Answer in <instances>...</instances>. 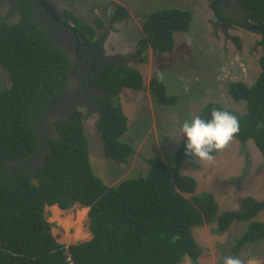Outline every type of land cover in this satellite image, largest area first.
I'll list each match as a JSON object with an SVG mask.
<instances>
[{
  "label": "trees",
  "instance_id": "1",
  "mask_svg": "<svg viewBox=\"0 0 264 264\" xmlns=\"http://www.w3.org/2000/svg\"><path fill=\"white\" fill-rule=\"evenodd\" d=\"M237 1L243 7L242 19L218 0L214 13L229 25L259 36L258 75L251 84L228 83V97L243 102L245 112L211 102L200 117L210 119L213 109L235 115L240 131L234 138L254 142L264 169V0ZM13 10L20 14L17 22H0V71L8 77V87L0 89V264H180L185 257L199 264L202 250L191 229L213 222L218 232L234 222L248 223V230L231 248L236 255L246 243L264 239V223L252 221L264 210V202L245 197L241 210L218 215L212 194H195L196 181L180 171L182 162L192 157L185 155V137L173 154L172 166L158 157H145V175L108 187L90 164L79 110L70 123L57 129V136L46 129L37 133L36 122L46 102L67 87L69 57L38 20L32 0H17ZM128 17L125 7L114 4L109 22ZM65 21L88 41L94 40L95 27H104L101 19L95 20L94 27L68 10ZM191 21V12L184 8H163L142 17V34L129 60L146 62L149 49L172 51L175 34L187 31ZM232 40L240 47L237 37ZM90 81L99 93L92 101L101 113L96 127L104 155L116 164H128L135 148L121 139L127 118L118 96L123 88L142 90V75L122 61L105 64ZM148 90L160 105L177 101L155 77L149 80ZM76 204L88 208L91 238L64 245L52 234L55 224L48 221L45 207L68 210Z\"/></svg>",
  "mask_w": 264,
  "mask_h": 264
},
{
  "label": "rangeland",
  "instance_id": "2",
  "mask_svg": "<svg viewBox=\"0 0 264 264\" xmlns=\"http://www.w3.org/2000/svg\"><path fill=\"white\" fill-rule=\"evenodd\" d=\"M211 0H59L63 8L75 12L83 21L92 24L95 19L104 22L101 49L107 57L121 58L140 72L143 89L123 88L118 99L127 118V130L122 141L135 148L128 164H116L106 158L103 143L96 127L97 118L86 108L83 130L89 145V161L93 171L108 187L123 179L145 175V157H158L172 166L173 154L184 139L180 127L185 121L200 116L208 103H217L243 113V102L228 97V83L243 81L251 84L258 73L257 61L261 54L257 46L259 36L242 29L226 34L218 19H213ZM13 3L0 2V22L15 23L18 11L8 12ZM114 4L128 10L129 17L110 24ZM60 5V4H59ZM163 8H184L191 12L192 21L187 31L175 34L174 49L167 53L147 52V61L134 63L132 56L136 41L142 34V17ZM224 9V8H223ZM237 37L238 47L232 40ZM95 42V40L93 41ZM126 59V60H125ZM162 81L168 95L177 96L174 105L156 103L148 90L149 80ZM8 87V77L0 71V89ZM180 136V137H179ZM211 163L191 157L183 161L181 173L192 177L197 188L195 194L210 193L218 205V215L225 211L241 210L242 199L252 197L264 202L263 158L252 140L233 141ZM96 174V175H97ZM48 221L54 223L51 232L64 245L87 241L91 238L87 228V210L78 206L56 214L46 208ZM85 211V212H84ZM55 213V214H54ZM252 221L264 223V210ZM217 223L195 226L191 233L202 254L199 264H222L224 256H238L244 264H264V239L245 244L238 255L231 252L236 240L248 230L247 222H234L226 232L216 231ZM77 237V238H76ZM180 264H192L185 258Z\"/></svg>",
  "mask_w": 264,
  "mask_h": 264
},
{
  "label": "flooded vegetation",
  "instance_id": "3",
  "mask_svg": "<svg viewBox=\"0 0 264 264\" xmlns=\"http://www.w3.org/2000/svg\"><path fill=\"white\" fill-rule=\"evenodd\" d=\"M15 4L17 0H9ZM52 8L56 11L59 21L46 17L45 11L40 7V0H32L37 18L50 31L54 37L56 44L66 52L69 57V68L67 76V87L63 90V95L58 98H53L50 101V106L45 113L46 118H49V129L56 130L62 124L70 123L74 111L79 110L83 117L92 112L97 121L100 118V110L92 101L93 96L99 95L98 91L91 85L90 78L103 68L105 64L121 63V58L107 57L101 49L103 42V34L100 28L97 27L94 40L88 41L80 33L75 32L67 23H65L64 10L62 3H57L59 0H48ZM217 0H211V9L214 11V6ZM229 13L237 18H243V7L237 0H218ZM214 14L213 19H218ZM220 19H218L219 21ZM227 23L226 20H222ZM218 26H222L221 23ZM226 27V26H225ZM223 30V26H222ZM131 56L127 59L129 60ZM126 60V59H125ZM65 91V93H64ZM56 103H52L53 100ZM81 108L87 109V114L84 115ZM84 117V118H85ZM57 122V127L54 125Z\"/></svg>",
  "mask_w": 264,
  "mask_h": 264
},
{
  "label": "clouds",
  "instance_id": "4",
  "mask_svg": "<svg viewBox=\"0 0 264 264\" xmlns=\"http://www.w3.org/2000/svg\"><path fill=\"white\" fill-rule=\"evenodd\" d=\"M6 1L7 0H4L3 2H6ZM15 4H16V2H15ZM12 8H13V6H11L8 14L13 13V11H17V10H13L11 12ZM63 10H64V14H65L66 9L63 8ZM68 11H70V10H68ZM46 17H49V16L46 15ZM95 20H97V19H95ZM95 20L92 22V24H90V23H88V24L95 27V24H94ZM64 21H65V18H64ZM84 22H86V21H84ZM65 23H67V22L65 21ZM219 23H221L223 25L222 32L224 34H226L230 30L242 29L238 26L229 25L228 22L225 25V22L222 20H219ZM67 24L72 28V24L70 21ZM42 26L44 27L43 24H42ZM95 28L97 29V27H95ZM103 28H100V29H103ZM242 30H244V29H242ZM250 33L254 34L252 32H250ZM56 46L59 47L57 44H56ZM254 49H259L258 45ZM156 54H162V53H156ZM234 82H236V81H234ZM245 83H247V82H245ZM64 93H65V91H64ZM62 95H63V91H62L61 95L51 97V99L46 102V107H45V109L41 115V118H40V120H38L36 122L37 133H42L43 129H46V130H48L49 133H52L53 135L56 134V136H57V134H58L57 129H59L60 127H57L56 130L49 129V124H48L49 118H46V121H45V113H46L47 108L50 106V101H52L53 98L56 99L58 97H61ZM55 99L53 100L52 103H56ZM96 123H98V121ZM258 127H259V125H258ZM239 131H240V123H239L238 118L235 115L229 113L228 111H222V110H217V109H213L211 111L210 119L206 120V119L201 118L200 116H195L192 118L191 121H185L180 127V135L183 134V136L186 138L185 155L193 156V157H195V160H199V161H202L205 163H211L213 161V159H214V157L212 155L213 152H220V151H223L225 148H227L228 145L233 141L234 137L239 134ZM38 143L42 144L40 141ZM42 148L46 149L48 151V147L45 144H42ZM181 168H182V164H181ZM53 206H56V205H53ZM53 206H49V207L51 208ZM74 206H78V204H76ZM74 206H72V207H74ZM49 207L47 206V207H45V209L49 208ZM79 208L85 209L86 207H79ZM70 209H68V210H70ZM59 210H61V209H59ZM86 210L88 212V208H86ZM65 211H67V210H61V212H65ZM232 211H236V210H232ZM87 221H88V218H87ZM200 226H203V225H200ZM227 230H225L223 232H226ZM216 231H217V227H216ZM88 232H89V230H88ZM219 233H222V232H219ZM89 234H90V232H89ZM90 236H91V234H90ZM234 245H235V243H234ZM234 255H236V254H234ZM185 258H187V257H185ZM261 259L264 260L263 258H261ZM198 261H199V259H198ZM222 264H244V261L238 256L228 255V256L223 257Z\"/></svg>",
  "mask_w": 264,
  "mask_h": 264
},
{
  "label": "water",
  "instance_id": "5",
  "mask_svg": "<svg viewBox=\"0 0 264 264\" xmlns=\"http://www.w3.org/2000/svg\"><path fill=\"white\" fill-rule=\"evenodd\" d=\"M40 6L46 12V15H48L52 19L59 21L56 11L52 8L48 0H40Z\"/></svg>",
  "mask_w": 264,
  "mask_h": 264
},
{
  "label": "bare ground",
  "instance_id": "6",
  "mask_svg": "<svg viewBox=\"0 0 264 264\" xmlns=\"http://www.w3.org/2000/svg\"><path fill=\"white\" fill-rule=\"evenodd\" d=\"M51 208H53L54 209V211L56 212V214L57 215H59L60 214V212H61V210H59L56 206H53V207H51ZM83 210H85L86 211V208L85 209H83ZM84 211V212H85ZM55 214V213H54ZM77 238V237H76Z\"/></svg>",
  "mask_w": 264,
  "mask_h": 264
}]
</instances>
